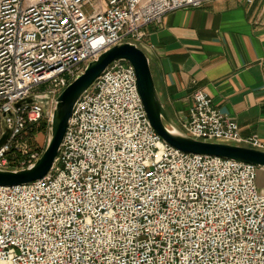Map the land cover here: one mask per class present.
Returning <instances> with one entry per match:
<instances>
[{"label":"built area","instance_id":"2783aa9c","mask_svg":"<svg viewBox=\"0 0 264 264\" xmlns=\"http://www.w3.org/2000/svg\"><path fill=\"white\" fill-rule=\"evenodd\" d=\"M220 0H0V117L13 112L0 169L33 166L27 135L89 63L171 13ZM41 105L15 109L33 96ZM179 120L192 138L264 151L203 91ZM259 168L189 155L153 129L134 67L116 61L78 103L52 171L0 187V264H264Z\"/></svg>","mask_w":264,"mask_h":264},{"label":"crops","instance_id":"0c3cea01","mask_svg":"<svg viewBox=\"0 0 264 264\" xmlns=\"http://www.w3.org/2000/svg\"><path fill=\"white\" fill-rule=\"evenodd\" d=\"M156 86L179 124L203 91L244 139L264 142V0H220L146 28Z\"/></svg>","mask_w":264,"mask_h":264},{"label":"water","instance_id":"95a60500","mask_svg":"<svg viewBox=\"0 0 264 264\" xmlns=\"http://www.w3.org/2000/svg\"><path fill=\"white\" fill-rule=\"evenodd\" d=\"M126 61L134 67L138 89L148 119L155 132L171 147L189 154L221 158L237 163L250 164L264 170V151L245 145L205 142L192 138L182 130L168 113L156 86L150 56L132 42L121 43L101 54L88 64L84 73L78 76L54 101L48 138L42 157L31 167L21 170L0 169V187L24 186L44 179L53 169L63 146L69 122L80 100L94 87L98 79L116 61ZM51 98L33 96L15 105V109L30 105H41L47 114ZM15 122L13 112L1 117L2 136L0 150L12 138L14 130L8 120Z\"/></svg>","mask_w":264,"mask_h":264},{"label":"rangeland","instance_id":"374dc122","mask_svg":"<svg viewBox=\"0 0 264 264\" xmlns=\"http://www.w3.org/2000/svg\"><path fill=\"white\" fill-rule=\"evenodd\" d=\"M2 136V122L0 117V138ZM48 138V130L46 127H42L39 130H34V132L29 133L27 135V141L30 143L34 149L37 148V146H45L47 143ZM258 185L260 188H264V170L259 169V176H258Z\"/></svg>","mask_w":264,"mask_h":264}]
</instances>
